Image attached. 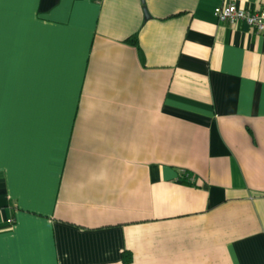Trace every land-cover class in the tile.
I'll return each instance as SVG.
<instances>
[{
  "label": "crops",
  "instance_id": "0c3cea01",
  "mask_svg": "<svg viewBox=\"0 0 264 264\" xmlns=\"http://www.w3.org/2000/svg\"><path fill=\"white\" fill-rule=\"evenodd\" d=\"M229 3L264 10L3 0L0 264H264V35Z\"/></svg>",
  "mask_w": 264,
  "mask_h": 264
},
{
  "label": "built area",
  "instance_id": "2783aa9c",
  "mask_svg": "<svg viewBox=\"0 0 264 264\" xmlns=\"http://www.w3.org/2000/svg\"><path fill=\"white\" fill-rule=\"evenodd\" d=\"M214 16L218 22L236 26L238 23H245L249 29L257 35H264V10L252 12L242 10L234 3L217 7Z\"/></svg>",
  "mask_w": 264,
  "mask_h": 264
},
{
  "label": "water",
  "instance_id": "95a60500",
  "mask_svg": "<svg viewBox=\"0 0 264 264\" xmlns=\"http://www.w3.org/2000/svg\"><path fill=\"white\" fill-rule=\"evenodd\" d=\"M144 14H145V17L148 18V14L145 9H144Z\"/></svg>",
  "mask_w": 264,
  "mask_h": 264
},
{
  "label": "snow or ice",
  "instance_id": "6c2138e0",
  "mask_svg": "<svg viewBox=\"0 0 264 264\" xmlns=\"http://www.w3.org/2000/svg\"><path fill=\"white\" fill-rule=\"evenodd\" d=\"M3 0H0V6H2ZM0 19H2V17H0Z\"/></svg>",
  "mask_w": 264,
  "mask_h": 264
},
{
  "label": "trees",
  "instance_id": "16d2710c",
  "mask_svg": "<svg viewBox=\"0 0 264 264\" xmlns=\"http://www.w3.org/2000/svg\"><path fill=\"white\" fill-rule=\"evenodd\" d=\"M131 42L135 43V41H134V40H132Z\"/></svg>",
  "mask_w": 264,
  "mask_h": 264
}]
</instances>
